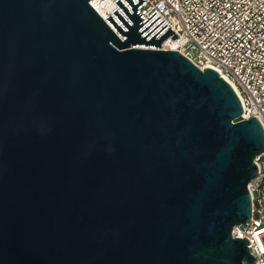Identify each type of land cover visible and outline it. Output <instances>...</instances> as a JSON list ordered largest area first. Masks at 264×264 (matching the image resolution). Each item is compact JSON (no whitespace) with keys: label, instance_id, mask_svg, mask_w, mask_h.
Returning a JSON list of instances; mask_svg holds the SVG:
<instances>
[{"label":"water","instance_id":"water-1","mask_svg":"<svg viewBox=\"0 0 264 264\" xmlns=\"http://www.w3.org/2000/svg\"><path fill=\"white\" fill-rule=\"evenodd\" d=\"M91 1L0 0V264H255L260 123L146 0Z\"/></svg>","mask_w":264,"mask_h":264},{"label":"built area","instance_id":"built-area-1","mask_svg":"<svg viewBox=\"0 0 264 264\" xmlns=\"http://www.w3.org/2000/svg\"><path fill=\"white\" fill-rule=\"evenodd\" d=\"M115 1L90 3L94 10L106 6L97 13L110 28L105 20L109 15L122 26L112 14L115 9L129 22ZM121 1L133 14L132 8ZM138 11L144 17L141 23L156 11L141 30L159 15L161 18L145 33L163 19L164 23L151 36L167 24L158 36L170 27L178 37L173 41V34L170 35L163 42L167 46L161 45V48L178 52L200 71L211 68L218 72L232 85L241 101L242 113L236 121L256 117L264 132V0H146ZM256 166L258 173L247 185L251 198L250 220L243 231L240 226L233 227L231 237L245 238L255 264H264V154L258 157Z\"/></svg>","mask_w":264,"mask_h":264},{"label":"bare ground","instance_id":"bare-ground-1","mask_svg":"<svg viewBox=\"0 0 264 264\" xmlns=\"http://www.w3.org/2000/svg\"><path fill=\"white\" fill-rule=\"evenodd\" d=\"M94 2V1H93ZM106 9V6H104V5H101L100 6V9H98L100 12H102L103 10H105ZM96 10V12H98V10L97 9H95ZM99 14V13H98ZM167 44L168 43H163L162 44V48H165L166 46H167Z\"/></svg>","mask_w":264,"mask_h":264}]
</instances>
